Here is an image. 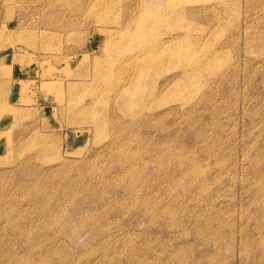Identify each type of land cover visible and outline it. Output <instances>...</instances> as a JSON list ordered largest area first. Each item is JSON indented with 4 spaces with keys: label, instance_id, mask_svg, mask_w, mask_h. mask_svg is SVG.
Here are the masks:
<instances>
[{
    "label": "rangeland",
    "instance_id": "rangeland-1",
    "mask_svg": "<svg viewBox=\"0 0 264 264\" xmlns=\"http://www.w3.org/2000/svg\"><path fill=\"white\" fill-rule=\"evenodd\" d=\"M0 264H264V0H0Z\"/></svg>",
    "mask_w": 264,
    "mask_h": 264
},
{
    "label": "bare ground",
    "instance_id": "bare-ground-1",
    "mask_svg": "<svg viewBox=\"0 0 264 264\" xmlns=\"http://www.w3.org/2000/svg\"><path fill=\"white\" fill-rule=\"evenodd\" d=\"M140 64H141L140 66L143 67V65H144V61L140 62Z\"/></svg>",
    "mask_w": 264,
    "mask_h": 264
}]
</instances>
